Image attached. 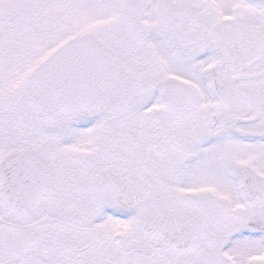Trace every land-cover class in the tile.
I'll return each mask as SVG.
<instances>
[{
  "label": "snow or ice",
  "instance_id": "obj_1",
  "mask_svg": "<svg viewBox=\"0 0 264 264\" xmlns=\"http://www.w3.org/2000/svg\"><path fill=\"white\" fill-rule=\"evenodd\" d=\"M0 264H264V0H0Z\"/></svg>",
  "mask_w": 264,
  "mask_h": 264
}]
</instances>
